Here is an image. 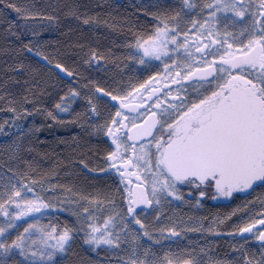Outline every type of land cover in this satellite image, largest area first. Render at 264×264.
Here are the masks:
<instances>
[{
    "label": "snow or ice",
    "instance_id": "1",
    "mask_svg": "<svg viewBox=\"0 0 264 264\" xmlns=\"http://www.w3.org/2000/svg\"><path fill=\"white\" fill-rule=\"evenodd\" d=\"M118 8L0 0V264H264V0Z\"/></svg>",
    "mask_w": 264,
    "mask_h": 264
},
{
    "label": "trees",
    "instance_id": "2",
    "mask_svg": "<svg viewBox=\"0 0 264 264\" xmlns=\"http://www.w3.org/2000/svg\"><path fill=\"white\" fill-rule=\"evenodd\" d=\"M21 2H23V0H21ZM36 2L37 3L54 2V0H36ZM62 2H64V0H62ZM81 2L86 3V4H95L97 0H81ZM100 2L103 3V0H100ZM108 3H111L114 6L117 5L110 0H108ZM115 10L125 12V13H132V12H136V14L138 13L137 9L123 7V6H120V8L115 9ZM7 19L15 20L18 24L21 25L20 30L23 32L24 39H32L31 32L24 30L21 17L17 16L14 10H9L7 14ZM6 27H7V24L4 23L3 19H0V33H2L3 29ZM36 28H37L38 34L42 36L44 40H55L58 37H60V33L54 32L51 29L47 28L46 26L43 27L41 30V24L39 22H36ZM61 31H63V29ZM102 31L103 29H100L97 31V33H88L85 35L84 39L98 40L101 43L107 44L114 39L119 40V36L122 35V34H117L115 36H107V34L105 33L104 36H101L99 33ZM70 38L73 40H76L78 37L75 34H73ZM32 55L34 54H30V56ZM11 115L12 114L10 113L8 108L0 104V122H2L5 119H10ZM23 123H24V131L27 132V127L31 124V118L24 121ZM43 131H44V135L48 137L49 140L53 139L54 138L53 136L58 135V134H60V136L58 137H64V136H71L72 133L74 132L73 128L69 129V128H63V127H60L57 130L49 131L46 129ZM3 132H4L3 138L0 139V148L6 147L11 142L12 139H15L20 134L19 131L15 129V127L12 126L10 123L4 126ZM74 252H75V255L70 254V259L72 260L73 264H79V261L81 260L91 259L87 254L84 253L83 250H81L80 246H77L74 249Z\"/></svg>",
    "mask_w": 264,
    "mask_h": 264
},
{
    "label": "flooded vegetation",
    "instance_id": "3",
    "mask_svg": "<svg viewBox=\"0 0 264 264\" xmlns=\"http://www.w3.org/2000/svg\"><path fill=\"white\" fill-rule=\"evenodd\" d=\"M113 3L123 6V7H128V8H133L132 5H136L137 7L134 9H137L139 7V5L141 3H147L148 0H110ZM139 16L143 17V14L138 12L137 13ZM60 127H56L54 129L51 130H57ZM79 128L78 126H74L73 127V131H78ZM60 136V134L55 135L53 137H58ZM245 200V197L243 195H241L239 198H237L233 203L228 204L226 202L223 201V198H218V199H212L211 197H209L206 200V204H205V208L204 210H202L199 214L200 215H205V216H209L210 214H218V213H223V212H228L231 211L232 209H234L237 205L241 204L243 201ZM190 238L192 239H197V234H190ZM258 243V241L256 242ZM222 244V251L223 252H227L230 251V249H228L226 243L222 240L221 241ZM81 250L84 251L85 254H87L91 260L94 262V264H99V260H107L109 257H111V253L104 251L102 253H95L92 251H89L86 247H81ZM113 259H115V257H112Z\"/></svg>",
    "mask_w": 264,
    "mask_h": 264
},
{
    "label": "rangeland",
    "instance_id": "4",
    "mask_svg": "<svg viewBox=\"0 0 264 264\" xmlns=\"http://www.w3.org/2000/svg\"><path fill=\"white\" fill-rule=\"evenodd\" d=\"M13 133V132H12ZM14 134V133H13ZM3 135H4V132L3 131H0V139H2L3 138ZM88 249V248H87ZM89 250V249H88ZM89 251H91V250H89ZM103 260H99V264H103Z\"/></svg>",
    "mask_w": 264,
    "mask_h": 264
}]
</instances>
